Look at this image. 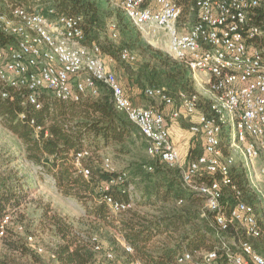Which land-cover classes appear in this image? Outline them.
Wrapping results in <instances>:
<instances>
[{
	"label": "built area",
	"instance_id": "2783aa9c",
	"mask_svg": "<svg viewBox=\"0 0 264 264\" xmlns=\"http://www.w3.org/2000/svg\"><path fill=\"white\" fill-rule=\"evenodd\" d=\"M0 94L9 97L7 88H24L30 103L41 107L38 95L46 90L62 99L79 100L90 93L97 95L100 86L111 93V99L120 111L138 127L145 138L150 157L169 167L180 168L184 185L204 206L202 214H213L219 231L224 233L214 249L179 253L169 264H218L222 251L229 264H264V254L249 240L238 236L239 231L257 239L262 226L253 204L238 200L235 205L224 204V187L231 184L230 166L236 161L233 154L222 148L223 134L229 139V148L240 154L252 187L259 191L258 180L264 178V163L254 168L256 160L264 159V18L256 21L257 9L264 8V0H122L121 8L131 22L147 38L164 42L173 58L182 60L192 72L196 86L206 85V94L200 91L181 92L176 100L164 86H149L145 93L159 103L172 108L171 119L194 118L190 130L203 140V151L188 163L181 155L169 132V119L158 105L144 106L134 102L111 70L98 45L85 43L86 34L81 16L58 14L49 8L41 10L44 0H0ZM194 9L195 20H186ZM191 13V12H190ZM112 36H117V24L110 23ZM164 35H163V34ZM166 36V40L161 39ZM121 57L136 59L127 48ZM207 106V108H205ZM34 122V121H33ZM40 129V127H38ZM91 154L83 147L75 154V164L86 177L91 169L84 159ZM103 166L114 174L102 189L109 190L128 179L110 155ZM152 169V167H150ZM220 173L210 181L206 174ZM239 193V192H238ZM114 211L131 208L130 200L107 197ZM12 214L0 224V235L6 233ZM17 229L24 231L23 224ZM232 235L234 245L227 236ZM93 249L101 251L96 235ZM27 245L45 253L32 232L26 234ZM128 252L133 247L126 245ZM56 258L54 251L50 252ZM107 264H142L139 260H117L111 250L105 251ZM89 264H99L91 262Z\"/></svg>",
	"mask_w": 264,
	"mask_h": 264
},
{
	"label": "trees",
	"instance_id": "16d2710c",
	"mask_svg": "<svg viewBox=\"0 0 264 264\" xmlns=\"http://www.w3.org/2000/svg\"><path fill=\"white\" fill-rule=\"evenodd\" d=\"M45 2L43 1V5ZM45 4L43 12L46 14L49 8H54L58 14L81 16L86 34L85 43L98 45L103 57L108 56L116 63L133 64L140 61L135 52L139 53L142 61L124 77L128 80L125 81L127 83L123 84L115 72L128 95L127 86L139 88L143 97L155 101L157 100L145 93L148 85L166 87L176 100L181 92L198 91L186 63L146 42L121 7H102L98 0H52ZM190 12L195 18L194 9ZM256 13L257 22L264 18V8H258ZM110 16L115 18L112 22L117 24V37L119 32L122 34L118 43L106 31V18ZM108 29L113 38L110 25ZM124 48L135 53L134 61L121 57ZM7 89L10 92L9 97H2L0 94V121L5 129L22 141L26 163L37 166L39 174L48 175L58 192L76 199L85 208L91 223L95 226L101 224L112 227L121 235L120 242L123 244L125 256L118 258L116 252L106 248L99 237L102 250L98 252L93 249L92 233L78 231L66 219L52 215V226L61 236V242L53 249L56 253V258L53 259L59 264H107L106 250L113 251L117 260L169 264L184 250H211L218 245L220 236L224 233L219 231L211 212L202 214L199 204L201 198L197 199V196L183 186L178 167H169L161 160L151 157L149 164L153 173L143 175L140 164H131L130 169L118 168L127 172L128 179L109 190L102 189L114 174L103 166L104 157L109 155L105 152L107 148L122 153L129 152V142L134 134L141 137L147 146L138 127L125 112L116 108L111 93L105 86H100L97 95L87 93L79 100L58 98L43 90L38 95L40 108L28 101L26 89ZM159 104L162 106L158 105L160 110L170 119L172 108L164 103ZM152 105L154 104L149 106ZM228 146L229 139L225 132L222 140L224 153H228ZM83 147L89 148L91 152L84 159V164L91 169L89 177L79 172L75 164V154ZM192 152L189 161L198 154L193 150ZM6 164L7 168H0V224L7 214L20 208L31 189V175H25L19 169L11 167L10 160ZM220 177V173H214L206 174L204 179L210 181ZM230 177L231 184L223 190L225 204L229 207L238 200H243L253 204L257 213V203L262 199L259 192L252 187L243 163L235 161L230 166ZM108 196L121 201L130 200L132 196L135 205L114 211L107 203ZM144 207L155 211H146ZM49 210L51 207L47 205L44 215ZM258 220L263 234L264 220L261 221L259 217ZM19 224L24 223L12 217L5 235H0V242L8 249L5 255H0V264H15L11 260L13 257L25 255L31 250L27 243V247L20 243L22 237L19 233L26 240V234L30 231L25 226L24 231H19ZM261 241L255 243L259 249ZM128 244L133 247V252L126 250ZM259 252L264 254L262 250ZM49 256L51 257L50 253ZM216 261L218 264H229L222 251Z\"/></svg>",
	"mask_w": 264,
	"mask_h": 264
},
{
	"label": "rangeland",
	"instance_id": "374dc122",
	"mask_svg": "<svg viewBox=\"0 0 264 264\" xmlns=\"http://www.w3.org/2000/svg\"><path fill=\"white\" fill-rule=\"evenodd\" d=\"M48 4L51 3L52 0H44ZM100 5L102 7L109 8H120L122 0H98ZM45 2V3H46ZM42 4L41 10L45 11V6ZM0 5L2 8H7V2L0 1ZM194 16L190 12H188V17L186 20H194ZM115 20L113 16L107 17L106 21V31L107 34L110 36V38L117 43L120 42L122 38V34L119 32L118 37L112 38L108 29V26L110 23ZM163 34V33H162ZM164 35V34H163ZM161 35L162 40H166L167 37ZM143 38L146 42L151 43L154 47L162 49L164 52H167V48L164 44V42H156L152 41L149 38L145 37L142 34ZM140 59L138 63H116L115 65L106 64L107 66L118 73L119 77H125L130 73V71H133L137 68L138 64L142 61L141 56L138 52H135ZM150 86V85H148ZM198 91H200L203 95L206 94V85L204 86H198ZM145 98V97H143ZM149 105H159V102L155 100H149ZM146 105V106H149ZM162 107V106H161ZM182 131L181 133H188V128H190V123L185 120H180ZM186 128V130H185ZM199 136V135H198ZM194 136L193 139L195 141L196 147L195 152L200 154L203 151V143L200 139V136ZM226 141V138H224ZM130 151L129 152H118L114 151L113 148H107L105 152L107 154L111 155L114 162L117 164L118 168H129L131 164H140L141 170L143 172V175H147L148 173H153V169H149L150 164L149 162L152 161L151 157L147 153V149L145 146L144 141H142L141 137L136 136L135 134L130 139ZM226 145V144H225ZM228 145V144H227ZM229 147V146H228ZM200 152V153H199ZM225 154H233L235 157V160L237 162L242 163V157L239 153L232 151L230 148H228V153ZM25 155V149L22 141L14 134L9 132L7 129H5L0 121V168L4 169L7 168V160H10V166L15 167L21 171L23 174L31 175V189L30 194L27 197V199L24 201V203L20 206V208L13 210L11 212L14 219L18 220L21 223H24L23 225L26 227V229L36 235V240L39 244H41L45 248V253H39L34 251L32 248L27 252L25 255H18L17 257H13L11 260L15 264H59L56 259H53L49 256V253L53 251V249L61 242V236L55 231L54 227L51 223V216L52 215H59L62 218L66 219L68 222H70L74 228L78 231H82L84 233H92L93 235H96L99 237V239L102 241V243L106 246V248L113 249L118 258H123L125 255L123 253V244L120 242L121 235L120 233L112 228L107 227L104 225L99 224H93L91 223V218L89 216L87 217V213L85 208L74 198L67 197L60 192L57 191L55 188L52 179L48 175H43L38 173V167L30 164L28 165L24 159ZM264 163V159L256 160V164L254 168L256 170L259 169V166ZM0 169V170H1ZM133 175V174H132ZM181 175V172H180ZM134 177V176H133ZM249 177V176H248ZM183 186L190 191L183 183V180L181 178ZM258 186H259V194L262 199V201L257 203V215L261 221L264 220V178H261L258 180ZM197 199H199L197 197ZM200 202V208L203 209L204 202L203 200L199 199ZM225 204V202H224ZM47 205L51 207V210H49V213L47 215H44ZM135 205V203L133 204ZM226 205V204H225ZM135 207V206H134ZM137 207V205H136ZM146 211H152V208L144 207ZM21 240L20 243L24 244L26 247L27 241L25 240V236L21 233ZM238 236H240L242 239L249 240L254 245L256 242L261 241V245L259 249L256 247L259 251L262 250L264 253V232L259 239H254L252 237H248L244 234V232L239 231ZM227 241L230 245H234V243H238L236 240L234 241V237L232 235L227 236ZM8 252V249L6 248L5 244L3 242H0V255H5ZM101 256V255H100ZM99 256V257H100Z\"/></svg>",
	"mask_w": 264,
	"mask_h": 264
},
{
	"label": "crops",
	"instance_id": "0c3cea01",
	"mask_svg": "<svg viewBox=\"0 0 264 264\" xmlns=\"http://www.w3.org/2000/svg\"><path fill=\"white\" fill-rule=\"evenodd\" d=\"M104 60H106L107 64H111L112 65H115L116 62L113 61L111 58H109L108 56H105L104 57ZM120 78L122 79L123 81V84L127 83L128 80H125L124 77H121ZM127 81V82H125ZM128 90H129V95L132 97V99L135 101V103L139 104V105H149V100L147 98H143V95H141V91L139 88L137 87H133V86H127ZM197 117H194L193 119L192 118H186V117H182V118H179V119H169V122H168V125H169V132H170V137L173 141V143L177 146V148L179 149V152H180V155H181V162L184 163V162H188L191 158H190V155L193 154V152L191 153V151H195V147H196V144H195V141L193 139L194 136H198V135H195L191 132L190 128H188V133H181L182 131V126H181V122L180 120H185V121H188L190 123V126H191V123L192 121H194ZM186 130V128H185ZM199 137V136H198ZM200 139L202 140V138L200 137ZM202 143H203V140H202ZM198 155V154H196Z\"/></svg>",
	"mask_w": 264,
	"mask_h": 264
}]
</instances>
